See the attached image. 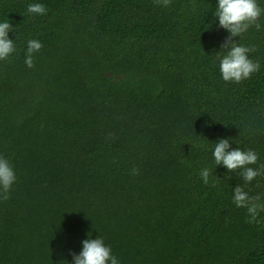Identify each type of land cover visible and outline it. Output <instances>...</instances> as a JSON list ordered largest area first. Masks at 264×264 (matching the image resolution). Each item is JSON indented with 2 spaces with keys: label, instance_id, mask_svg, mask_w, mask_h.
<instances>
[{
  "label": "trees",
  "instance_id": "obj_1",
  "mask_svg": "<svg viewBox=\"0 0 264 264\" xmlns=\"http://www.w3.org/2000/svg\"><path fill=\"white\" fill-rule=\"evenodd\" d=\"M217 5L0 0L16 48L0 61V156L17 177L0 199V264H74L99 237L120 264H264V211L247 223L233 203L237 186L264 201V175L245 184L212 154L224 138L264 164V17L233 38L259 70L226 82Z\"/></svg>",
  "mask_w": 264,
  "mask_h": 264
},
{
  "label": "clouds",
  "instance_id": "obj_2",
  "mask_svg": "<svg viewBox=\"0 0 264 264\" xmlns=\"http://www.w3.org/2000/svg\"><path fill=\"white\" fill-rule=\"evenodd\" d=\"M153 2L156 6L163 7H168L171 4V0H153ZM27 11L35 15L47 14L45 5L41 3L29 4ZM214 16L219 20V27L230 33L222 44V48L225 50L222 53L225 54L219 56V69L223 80L240 83L251 78L252 74L260 68L258 62L249 58V53L256 49L235 43L233 38H241L251 27L260 30V20L264 17V8L261 7L258 0H218ZM10 31H15L10 22H0V61L8 60L16 51L14 41L9 38ZM42 47L39 40L33 39L27 42L25 64L28 68L35 66L34 54L39 52ZM112 136L113 134H110V138ZM230 147L229 139L221 138L215 143L212 154L216 166L223 165L230 173L238 172L245 184L264 175V164H261L259 169L250 167V165L257 164L259 160V156L254 150L245 151L240 148L229 150ZM131 174L138 175L139 169H132ZM211 175L212 172L208 168H203L200 171V177L205 185L209 184ZM16 179V173L9 161L0 156V199L4 201L10 199L12 186ZM233 203L237 208L246 209L249 217L247 223H257L260 212L264 211V201L261 200V197L250 196L242 186L233 189ZM72 255L74 264H120L112 254L111 248L105 245L101 237L84 240L82 251L78 255L75 253Z\"/></svg>",
  "mask_w": 264,
  "mask_h": 264
}]
</instances>
